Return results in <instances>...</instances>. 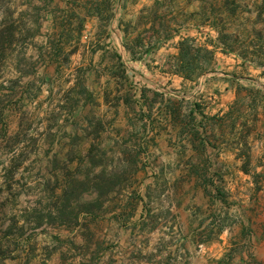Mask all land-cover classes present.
Listing matches in <instances>:
<instances>
[{
    "label": "rangeland",
    "instance_id": "1",
    "mask_svg": "<svg viewBox=\"0 0 264 264\" xmlns=\"http://www.w3.org/2000/svg\"><path fill=\"white\" fill-rule=\"evenodd\" d=\"M198 1L223 48L264 67V0ZM32 5L0 0V31L9 33H0V264H264L261 174L253 171L251 186L235 195L225 191L232 207L217 208L214 229L227 235L217 239L201 221L196 234L183 235L167 205L174 194L157 162L159 145L144 156L153 131L129 105L135 84L117 69L114 113L122 100V113L138 120L131 134L139 143H126L118 137L128 139L129 129L105 117L97 98L85 108L83 67L67 50L57 61L39 59ZM235 226L242 232L230 238Z\"/></svg>",
    "mask_w": 264,
    "mask_h": 264
},
{
    "label": "crops",
    "instance_id": "2",
    "mask_svg": "<svg viewBox=\"0 0 264 264\" xmlns=\"http://www.w3.org/2000/svg\"><path fill=\"white\" fill-rule=\"evenodd\" d=\"M32 10L39 59L57 61L67 50L69 60L83 67L85 108H95L91 101L97 98L99 111L130 134L138 120L122 113L127 110L122 100L116 116L111 100L122 95L117 69L123 70L124 81L135 84L136 101L129 105L143 115L138 122L145 131H153L144 156L152 154L153 143L159 145L157 162L174 194L167 205L183 235L201 230L196 229L199 221L217 239L227 235L213 223L219 206L232 207L225 191L235 195L250 187L246 180L253 171L264 178V67L224 50L218 27L201 21L198 0H33ZM191 40L211 52L207 60L201 58L195 80L177 70L181 44ZM130 136L118 139L136 143L137 133ZM258 184L264 194V183ZM186 191L195 198L181 200ZM237 231L242 229L235 226L230 238Z\"/></svg>",
    "mask_w": 264,
    "mask_h": 264
},
{
    "label": "trees",
    "instance_id": "3",
    "mask_svg": "<svg viewBox=\"0 0 264 264\" xmlns=\"http://www.w3.org/2000/svg\"><path fill=\"white\" fill-rule=\"evenodd\" d=\"M2 34V38L7 36L8 30L6 31H0ZM8 37V36H7ZM226 50V49H224ZM211 54L210 51L208 50H203L198 47H195L193 41L187 42V43H182L181 44V64L177 66V70L179 72H182L187 79L189 80H195L196 76L201 72V64L200 60L201 58H204V60H207L209 55ZM193 71L191 74L187 73V69H192ZM213 223L216 225L217 224V219L213 221ZM224 227H220L219 231L222 232Z\"/></svg>",
    "mask_w": 264,
    "mask_h": 264
}]
</instances>
